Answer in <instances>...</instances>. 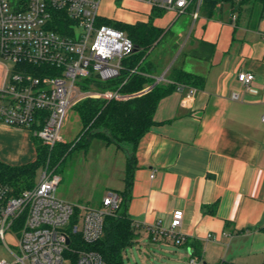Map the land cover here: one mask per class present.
Instances as JSON below:
<instances>
[{"label":"crops","instance_id":"1","mask_svg":"<svg viewBox=\"0 0 264 264\" xmlns=\"http://www.w3.org/2000/svg\"><path fill=\"white\" fill-rule=\"evenodd\" d=\"M254 1L241 0L236 6L222 0L211 12L201 5L196 19L193 8L188 9L194 21L191 35L174 44L173 54L152 76L166 78L175 66L203 76L204 86L190 100L178 91L163 98L156 124L135 151L127 213L142 227L137 239L146 234L151 241H172L147 227L168 228L173 213L182 210L177 232L188 238L182 247L194 254L198 249L206 264H263L264 9L256 10ZM240 72L255 75L249 87L239 82ZM235 93L238 99L232 98ZM73 113L68 114L64 134ZM36 157L27 129L0 122L1 162L21 166ZM209 234L215 238L207 240Z\"/></svg>","mask_w":264,"mask_h":264},{"label":"built area","instance_id":"2","mask_svg":"<svg viewBox=\"0 0 264 264\" xmlns=\"http://www.w3.org/2000/svg\"><path fill=\"white\" fill-rule=\"evenodd\" d=\"M129 1L178 16L193 8L192 17L196 19L203 0ZM100 2L0 0V122L30 130L52 149L62 140L69 112L81 102L126 101L149 92L160 82L172 83L164 77H153V84L134 94L120 89L99 90L95 86V80L117 79L124 69V60L137 52L125 31L100 22ZM59 24L63 31L57 29ZM254 79L250 72L238 74L239 82L245 87ZM177 91L190 100L198 89L179 84ZM232 98L238 99V94ZM60 182V176L49 163L34 188L19 195L0 182V242L16 258L14 263L0 260V264H106L88 246L104 237L105 218L120 210V193L109 190L99 209L78 207L57 197ZM183 217V211L176 210L168 228L155 224L147 230L184 246L188 238L177 232ZM12 230L18 231V253L12 252L6 243L5 236ZM214 238L209 234L207 240ZM188 253L189 264H205L190 249Z\"/></svg>","mask_w":264,"mask_h":264},{"label":"trees","instance_id":"3","mask_svg":"<svg viewBox=\"0 0 264 264\" xmlns=\"http://www.w3.org/2000/svg\"><path fill=\"white\" fill-rule=\"evenodd\" d=\"M218 2L219 0H203L202 7L211 12ZM158 14L160 12L156 15ZM100 22L108 24L103 20ZM110 25L125 31L136 45L137 52L124 60V69L117 79L108 82L95 80V86L99 90L120 89L126 94L139 93L155 82L152 75L161 70V63H158L160 58H148L169 30L157 26L152 19L135 24L112 22ZM57 29L63 31L64 28L59 24ZM133 70L136 71L132 72ZM166 78L172 83L160 82L149 92L126 101L87 99L81 102L74 108L81 122V131L73 141L58 142L50 149L33 136L36 159L21 166H10L0 161V182L8 185L14 195H19L24 190L34 188L38 171L47 166L49 157V166L57 174L59 165L75 149L87 150L93 143H97L100 150L111 145L121 149V143L131 145V151H126L125 189L120 192V210L105 218L104 237L88 246L89 250L98 252L106 264H124V252L136 242L142 228L127 213L136 168L137 145L156 124L155 112L163 98L177 91L179 84L202 89L205 82L203 76L185 72L175 66L170 68ZM198 251L197 249L195 252L197 256Z\"/></svg>","mask_w":264,"mask_h":264},{"label":"rangeland","instance_id":"4","mask_svg":"<svg viewBox=\"0 0 264 264\" xmlns=\"http://www.w3.org/2000/svg\"><path fill=\"white\" fill-rule=\"evenodd\" d=\"M230 1L236 6L241 2V0ZM254 2L256 10L264 8V0H255ZM157 13L147 4L129 0H101L99 8V15L108 25L112 22L135 24L138 21L152 19L155 24L160 22L165 29H170V31L172 29L148 58V60L160 58L158 63L162 64L166 58L173 54L174 44L176 42L184 43L191 35L194 21H191L189 13L180 16L169 11H161L156 15ZM173 33L176 36H173ZM73 112V117L67 127V134H64L66 125L63 127L62 140L60 141L62 143L73 141L81 131V123L77 119L78 114L74 109ZM27 131L33 138V133L30 130ZM120 146L121 149L111 145L100 150L99 145L93 143L87 150L78 148L70 152L57 169V174L61 178L56 191L57 197L78 207L99 209L109 190L120 193L124 184V152L131 151V145L121 143ZM42 171L43 169L38 171L36 184L40 180ZM17 232L15 230L8 231L5 236L6 243L14 253H18ZM262 249L264 250V247ZM259 250L261 251V247ZM260 259L264 264V251ZM0 260H5L8 263H14L16 260L4 242H0ZM123 260L124 264H189L190 258L186 249L176 245L173 241L155 242L143 234L126 249Z\"/></svg>","mask_w":264,"mask_h":264},{"label":"water","instance_id":"5","mask_svg":"<svg viewBox=\"0 0 264 264\" xmlns=\"http://www.w3.org/2000/svg\"><path fill=\"white\" fill-rule=\"evenodd\" d=\"M137 50V49H136ZM206 264V263H205Z\"/></svg>","mask_w":264,"mask_h":264}]
</instances>
